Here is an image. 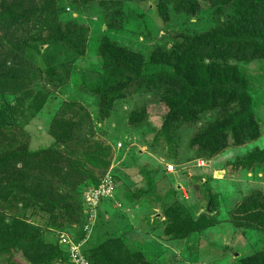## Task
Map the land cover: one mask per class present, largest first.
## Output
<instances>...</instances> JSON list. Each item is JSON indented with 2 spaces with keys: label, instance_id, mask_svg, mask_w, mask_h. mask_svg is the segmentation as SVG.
I'll return each instance as SVG.
<instances>
[{
  "label": "trees",
  "instance_id": "1",
  "mask_svg": "<svg viewBox=\"0 0 264 264\" xmlns=\"http://www.w3.org/2000/svg\"><path fill=\"white\" fill-rule=\"evenodd\" d=\"M163 1L175 3L177 14L191 17L201 10V1L212 8L233 5L240 21L235 23L236 28L229 26L224 32L183 36L174 56L162 54L151 62L160 72H150L147 66L143 68L138 55L103 40L102 55L115 71L120 70L125 76L114 84L107 81L87 89L98 98L100 123L107 121L115 106L133 94L156 92L161 95L163 111L158 116L163 125L160 135L154 137L155 143L165 138L170 150H174L175 144L169 138L172 132L179 126H189L196 130L190 139V149L197 157L209 161L231 145L245 146L258 141L264 121L252 109L248 88L237 65L264 62V0ZM93 2L96 0H71L77 7H87ZM56 3L57 0H0V96L15 97L14 105L8 107L9 115L23 117L24 110H20L28 99L31 100L28 111H41L45 96L29 87L31 80H35L33 75L45 78L44 86L60 87L70 73L68 65L59 67L60 54L65 52L73 59L84 55L88 38L85 27L60 20ZM98 4L106 14L113 2L102 0ZM40 47H45V52ZM34 52L42 54L43 66L37 63ZM168 66L172 70L166 71ZM68 112L61 109L50 131L60 150L53 146L29 151L26 144H18L17 129L22 127L15 121H3L0 110V264H72L71 244L81 245L89 264H151L141 251H130L123 239L126 234L112 236L109 231L97 236L96 233L105 208L112 210L118 203L120 207L137 205L146 196L151 202H161L160 209L166 217L163 234L169 241L201 236L217 224L216 210L220 204L217 197H211L212 212L206 209L196 218L180 201L173 200L174 189L157 198L153 188L143 190V186L126 195V202H119L114 195L122 179L112 170L116 161L113 147L97 140L91 143L89 138L99 130H92L90 117L85 115L73 121L78 111L71 110L67 118ZM206 114L209 120L212 115L213 120H205ZM149 117L147 108L130 112L126 120L128 129L138 131ZM126 143H130L129 139ZM170 153L164 160L175 161L176 154ZM120 154L116 158L120 159ZM233 166L264 169V150L254 148ZM152 171L159 173L163 167ZM147 172L140 167L141 175L146 176ZM105 181L111 182L114 193L97 199L95 219L91 220L92 213L82 201V194L89 188L98 190ZM19 213H28V217ZM229 214L236 228L253 234L251 240L259 233L264 236L262 191L252 192ZM46 215V223L40 224ZM118 221L115 220L117 224H125L123 219ZM85 228H89V233L94 230L93 234L87 235ZM120 230L126 232L124 228ZM61 235L72 243L61 244ZM240 264H264V247L241 258Z\"/></svg>",
  "mask_w": 264,
  "mask_h": 264
},
{
  "label": "rangeland",
  "instance_id": "2",
  "mask_svg": "<svg viewBox=\"0 0 264 264\" xmlns=\"http://www.w3.org/2000/svg\"><path fill=\"white\" fill-rule=\"evenodd\" d=\"M98 1L102 0H96L87 7H77L71 0H57L60 20L84 26L87 31L84 55L73 59L65 52L60 54L59 67L68 65L70 71L60 87L44 86L45 78L41 80L39 76L33 75L35 80H31L29 87L34 93L42 92L45 96V105L38 113L27 110L31 101L28 99L20 110H24L23 117L20 114L9 115L8 107L14 105L15 97L0 96L3 121H15L16 125L22 127L17 129L18 144H26L29 151L53 146L60 150L50 133L55 118L61 109L69 110L67 118L71 115V110L78 111L73 121L87 115L92 121V130H99L95 131L93 138H89L91 143L97 140L113 147V161H116L112 170L121 176L123 184H119L115 190L114 196L119 202L124 201L129 193H135L144 186L143 190L153 188L157 198L163 197L167 190L174 189L176 196L173 200L180 201L194 218L207 209L211 197H217L220 203L218 205L215 201L218 205L217 224L201 236H192L190 239L169 241L164 237L166 217L160 209L161 202H151L148 196L137 205L120 207L118 203L112 210L105 208L108 212L102 215V221L97 222V236L109 231L112 236L126 234L123 239L130 251H141L151 264H240L241 258L250 256L260 247H264V236L259 233L258 237L251 240L250 236L253 234L236 228L229 213L252 192L258 190L264 194V169L260 166H254L253 169L241 166L235 168L233 164L254 148L264 150V127L258 141L245 146L231 145L222 154L206 161L197 157L190 149V139L196 130L189 126H179L172 132L169 138L172 141L170 143L175 144L174 150H170L165 138H161V141L158 139L155 143L154 137L160 135L163 125L162 118L158 116L160 111H163L160 93L133 94L128 100L115 106L107 121L100 123L98 98L87 90L90 87L102 86L103 82L107 81L114 84V81L125 76L124 72L115 71L114 66H110L109 61L102 55L103 40L138 55L143 68L147 66L150 72H160V69L151 66V62L162 54L174 56L183 36L196 37L209 31L220 33L229 26H237L235 23L240 20L235 7L227 5L212 8L207 2L201 1V10L191 17L186 13L177 14L175 3L163 0H112L111 8L105 14ZM39 49L45 52L46 48ZM33 54L39 66H43L42 54L39 53L40 57L36 52ZM237 67L248 88L252 109L264 121V62L238 64ZM166 68V71L172 70L169 66ZM142 108H147L150 117L138 131L129 130L127 116L130 112ZM203 118L209 120L207 114ZM212 120L211 115L209 121ZM126 139H129L130 143H126ZM119 150L123 152L120 154ZM171 151L176 154V160H164L170 157ZM119 154L120 159L116 158ZM167 165L175 166L174 171L166 173L164 169ZM160 166L164 172L152 171ZM140 167L148 171L146 176L139 173ZM95 190L87 189L81 198L87 204L93 219L96 205L88 203L87 197ZM19 214L24 218L28 217V213ZM118 219L125 220V224H117L115 220ZM46 221L47 215L39 223L44 225ZM120 228H124L128 233L121 232ZM85 230L87 235L93 234L94 231L89 233V228ZM61 244H64L62 240Z\"/></svg>",
  "mask_w": 264,
  "mask_h": 264
},
{
  "label": "built area",
  "instance_id": "3",
  "mask_svg": "<svg viewBox=\"0 0 264 264\" xmlns=\"http://www.w3.org/2000/svg\"><path fill=\"white\" fill-rule=\"evenodd\" d=\"M173 166L168 165L167 166V172L171 173L173 172ZM113 192V186L110 181H105L103 182L98 190L93 191L92 193H89L90 197H87V202L90 203L91 205L95 206L97 203V199L100 196H109ZM90 198V200H89ZM91 219L93 218L92 216L90 217ZM67 236H61L62 243L64 244H69V240H67ZM69 261H71L72 264H89V262L85 259L81 252V245H75L71 244L69 248Z\"/></svg>",
  "mask_w": 264,
  "mask_h": 264
},
{
  "label": "water",
  "instance_id": "4",
  "mask_svg": "<svg viewBox=\"0 0 264 264\" xmlns=\"http://www.w3.org/2000/svg\"><path fill=\"white\" fill-rule=\"evenodd\" d=\"M211 210H212V207H211V204H210V202H209L208 205H207V211H208V212H211Z\"/></svg>",
  "mask_w": 264,
  "mask_h": 264
}]
</instances>
